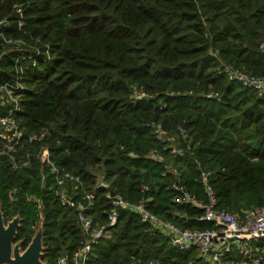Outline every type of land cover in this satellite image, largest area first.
<instances>
[{"label": "trees", "instance_id": "obj_1", "mask_svg": "<svg viewBox=\"0 0 264 264\" xmlns=\"http://www.w3.org/2000/svg\"><path fill=\"white\" fill-rule=\"evenodd\" d=\"M0 21V85L21 84L16 117L27 134L55 126L46 139L53 160L80 175L88 190L99 173L132 201L149 185L153 212L171 220L182 209L192 217L184 227H210L197 219L201 210L173 201L167 189L173 174L164 175L171 163L199 193L201 170H215L220 207L242 214L264 206V96L229 80L217 58L264 75V0H0ZM31 40L47 46L30 47ZM135 89L147 96L134 101ZM10 107L0 106V115ZM153 122L175 138L184 156L167 163L145 157L165 145ZM179 126L192 134L191 144ZM44 174L48 168L35 158L16 169L0 156V209L6 222L20 218L16 241L22 250L35 236L42 211L43 259L57 264L86 236L76 211L57 200L53 176L44 181ZM105 192L98 189L89 211L95 226L106 222L104 211L111 207ZM31 197L41 200V208ZM193 259V251L173 247L123 209L118 224L92 248L88 264Z\"/></svg>", "mask_w": 264, "mask_h": 264}, {"label": "built area", "instance_id": "obj_2", "mask_svg": "<svg viewBox=\"0 0 264 264\" xmlns=\"http://www.w3.org/2000/svg\"><path fill=\"white\" fill-rule=\"evenodd\" d=\"M6 42L18 40L5 39ZM211 53L217 56L214 50ZM220 69L229 80L238 81L244 87L256 91L264 96V75L253 74L232 64L221 57ZM21 84L17 82L0 85V106L10 105L8 113L0 115V156H6L14 168L21 169L32 164L35 158L43 168L47 167L49 174L43 175V180L52 175L56 187L55 196L59 203L73 208L78 217L80 226L85 234L81 245L72 253L66 252L57 259V264H88L92 248L103 238L107 228H114L123 209L136 214L142 222L148 223L153 230L167 237L170 244L182 251H193L195 259L190 264H264V206H253L244 210L242 214L234 213L219 206L217 191L214 185L215 170L202 169L198 182L201 192L193 191L184 181L183 170L178 166L168 165V172L173 174V180L168 183L167 189L173 191V201L183 207H194L201 210L197 219L200 222L211 224L210 227L187 228L192 217L188 211L176 209L173 219H165L153 212L149 203L153 197L148 195L150 186L143 187L144 195L135 201L125 198L121 193L110 189V183L100 178L95 187L88 190L80 175L61 169L53 160L52 151L46 139L47 130L27 134L16 117L19 110L20 95L17 89ZM210 93L208 96H213ZM216 95V94H215ZM147 94L135 89L133 100L136 101ZM159 141L165 145L150 149L145 157L156 162H169V157L185 155V150L179 147L173 136L164 130L161 123H152ZM179 133L188 144L194 141L192 134L186 128L179 126ZM131 156H136L133 152ZM105 188V197L111 207L104 211L106 222L95 226L94 219L89 211L97 204L99 188ZM41 208V200L31 197ZM44 215L40 212L37 231L43 230ZM44 246V245H43ZM45 248V247H44ZM24 251V250H23ZM150 264H163L159 260Z\"/></svg>", "mask_w": 264, "mask_h": 264}, {"label": "water", "instance_id": "obj_3", "mask_svg": "<svg viewBox=\"0 0 264 264\" xmlns=\"http://www.w3.org/2000/svg\"><path fill=\"white\" fill-rule=\"evenodd\" d=\"M20 218L15 217L5 225L2 213H0V264H48L43 261V230L36 232L29 246L21 252L17 245L13 249L16 240Z\"/></svg>", "mask_w": 264, "mask_h": 264}, {"label": "rangeland", "instance_id": "obj_4", "mask_svg": "<svg viewBox=\"0 0 264 264\" xmlns=\"http://www.w3.org/2000/svg\"><path fill=\"white\" fill-rule=\"evenodd\" d=\"M0 23H1V21H0ZM27 44L31 47H33V48H39V47H41V48H45L46 46H47V43H45V42H43V41H41V40H31L30 42H28L27 41ZM53 128H55V126L53 127ZM47 129V130H50L51 132H53L52 130H54V129ZM97 173H99L98 171H96ZM98 176H99V179L100 178H102L103 177V175L101 174V173H99L98 174ZM0 213H2V216H3V219H4V223H5V225H8V223L9 222H6L5 221V218H4V215H3V212H2V210L0 209ZM15 218V217H14ZM17 245H19L20 246V244H19V242L18 241H16L15 240V242L13 243V249L17 246ZM20 248H21V246H20ZM21 252H23V250H22V248H21ZM43 261L44 262H47L45 259H43Z\"/></svg>", "mask_w": 264, "mask_h": 264}]
</instances>
